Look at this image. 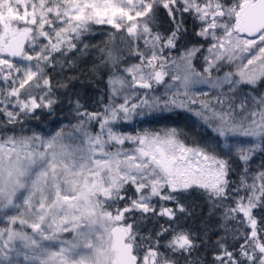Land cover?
<instances>
[{
	"label": "snow or ice",
	"instance_id": "6c2138e0",
	"mask_svg": "<svg viewBox=\"0 0 264 264\" xmlns=\"http://www.w3.org/2000/svg\"><path fill=\"white\" fill-rule=\"evenodd\" d=\"M160 9L172 25L167 34L159 31ZM185 14L201 25L196 36L212 42L206 50L193 44L166 56L187 32ZM98 25L114 29L99 48L100 66L111 70L103 111L90 112L77 100L75 135L61 129L0 139V264H181L180 257L196 264V236L177 223L189 209L175 195L193 186L207 193L212 210L222 209L225 236L215 260L264 264V219L253 215L264 208V164L256 172L249 167L264 153V0H0V79L8 85L0 88V114L8 124L51 107L46 70L71 64L72 53L85 55L84 40ZM119 33L138 63L122 66ZM205 51L197 71L193 61ZM225 64L234 70L213 77ZM169 76L167 90L176 91L150 95ZM197 85L217 95L193 92ZM34 90L43 92L39 102ZM133 98L139 103H130ZM177 110L192 113L212 133L202 146H188L175 127L134 135L112 127ZM92 122L99 125L95 133ZM66 136L78 141L71 150ZM233 158L242 164L238 181L229 179ZM154 199L176 207L161 203L157 211ZM229 199L234 206L225 204ZM136 214L142 221L166 217L168 226L141 235ZM229 235L243 241L238 248L229 250Z\"/></svg>",
	"mask_w": 264,
	"mask_h": 264
},
{
	"label": "trees",
	"instance_id": "16d2710c",
	"mask_svg": "<svg viewBox=\"0 0 264 264\" xmlns=\"http://www.w3.org/2000/svg\"><path fill=\"white\" fill-rule=\"evenodd\" d=\"M230 3L231 0H228ZM184 27L187 32L182 35L181 40L178 42L177 49L174 52L181 50L182 48L190 47L193 44H203L204 49L207 46V41L197 37L196 32L200 28V24L195 21L190 14L184 16ZM159 24V31L167 34L172 25L168 19L167 13L164 9H160L157 17ZM154 31L156 29H153ZM111 26L102 25L95 26L92 32L86 36L84 43L90 45L85 55L78 53H72L67 58L72 63L56 64L54 68H48L47 74L51 81V89L55 96V101L49 110L38 111V113L32 114L25 117L24 121H17L15 124H8L6 117L0 114V132H19L23 131V125L32 124L36 126H42L45 122L55 119L54 116L61 113L67 107V104L74 93H79L83 98L94 101L95 97L104 93L107 89V79L111 74V70L106 66L101 65V54L99 48L105 47V41L109 39V33L113 32ZM118 41V37H117ZM117 43V42H116ZM98 46V47H97ZM196 58V62L199 61V56ZM64 58L60 59L63 60ZM134 58L130 55L125 58L122 65L128 60ZM149 124L153 127L158 128L162 124H169L172 126H178L186 136H183L184 142L190 146L194 145L196 141L205 142L211 135V132L205 130V128L199 123L197 118L192 113L185 110H177L171 114L164 113L160 115L151 116L148 119ZM264 164V156L259 154L253 157L249 163V167L252 172L259 171L260 166ZM231 166L235 170L230 173V180L239 179V173L242 168V164L238 159L233 158L231 160ZM129 195H132V190H129ZM180 203L184 204L190 214H178L180 219L177 221L180 227L183 229L190 230L196 236V243L199 247L192 253V257L196 264H218L215 260V255L219 252V246L217 241L221 240V237L225 236L224 231L219 228L220 211L221 208L212 210V204L208 199L207 193L203 189H199L195 186L188 190L180 191L175 193ZM157 203V211L160 207V202ZM163 206L175 208V202L168 201L163 202ZM121 207L123 205H120ZM255 217L259 221L264 219V208H257ZM136 221L139 222V232L141 235H148L150 232L154 233L159 230L160 225L168 226L166 217L150 218L146 221H142L138 214L135 217ZM243 228V226L241 225ZM246 231L248 229H245ZM171 238V233L161 238V244ZM243 241L234 242L232 237L227 236V244L229 250L232 247H239V243ZM164 249L162 248L161 251ZM181 264H184V258L180 257Z\"/></svg>",
	"mask_w": 264,
	"mask_h": 264
},
{
	"label": "rangeland",
	"instance_id": "374dc122",
	"mask_svg": "<svg viewBox=\"0 0 264 264\" xmlns=\"http://www.w3.org/2000/svg\"><path fill=\"white\" fill-rule=\"evenodd\" d=\"M102 26V25H99ZM95 28V27H94ZM93 28V29H94ZM89 35V34H88ZM87 35V36H88ZM123 35V33H119L118 34V41L116 43V47L118 49H123L124 51H121V55H123L125 58H127L128 51L127 49L132 47L130 44H126V43H122L119 39V36ZM241 36H245V35H241ZM211 40L207 41V46L205 48V50L207 49L209 43H211ZM140 48L141 50H144V46L143 43L140 42ZM180 53V50L177 52H174V50L171 51V53L169 52H165V55H171L172 57H176L178 56ZM79 54V53H78ZM207 54L206 51L202 54H200V58L199 61L196 62V59L193 61L194 66L196 67L197 71H202L203 70V55ZM130 56V55H129ZM132 56V55H131ZM134 59L133 60H128L126 61V63H124V65H122L123 67H128L131 64H135L138 63V59L135 56H132ZM63 57H57V59H62ZM198 58V57H197ZM239 63V61H237V64ZM235 68V65H227L225 64L224 67L221 69V71L219 72H215L213 71L212 76L216 77V76H223L225 72L228 71H233ZM46 74H47V70H46ZM121 75H124L123 73H119ZM48 78L49 75L47 74ZM128 79H130V77H127ZM50 79V78H49ZM171 79L170 76L169 77H165V83L160 84V85H153V90L150 92V95H155V96H163L167 90V84L171 83ZM8 87V85L2 80L0 79V88H6ZM106 91L104 93H100L95 97V100H89V99H85L83 98V96H81L79 93H74L72 95V97L70 98L67 107L65 108L64 111H62L61 113L57 114L55 117V119H51L48 122H45L44 124H42V126H36V125H32V124H26V126L23 125V131H19V132H9V133H1L0 132V139H4L6 136H12V135H16V136H21V135H25V136H31L33 133H37V134H42L44 136H51L54 135L57 131H60L61 129H63V132L65 134L72 132L75 135L74 129L72 128L73 125L78 123V120L81 119L80 117H77L76 115V101L79 100L80 103L84 106V108H86L88 111L90 112H98V111H103V105L108 103V79H107V89H105ZM224 91H227V88L223 89ZM261 90L264 91V85H261ZM176 91V88H172L171 90H167V94L171 95L172 92ZM193 92H207L208 93V97L207 98H211L217 95V90L215 89H211L208 85H197L195 88L192 89ZM136 92L138 94L139 97H143L145 95V90L143 89H136ZM34 96L37 97V100L39 102V97L41 95H43V92L38 91V90H34L32 93ZM123 95V94H122ZM24 98V97H22ZM202 99L204 97H201ZM47 99H50L53 101H55V96L53 95V91L51 89V92L49 94V96L47 97ZM46 102V101H45ZM117 104L118 103H122L123 99L118 98L115 101ZM52 103V104H53ZM130 103H139L138 99L133 98ZM51 104V106H52ZM11 108V106H9ZM50 107H41L38 108L36 110H34V112L32 113H24L21 114L20 117H18L17 121H24L25 117H28L32 114L38 113V111H45V110H49ZM14 111H18V109H11ZM160 115V114H158ZM151 116H147L144 117L143 119H135L133 121L130 122H117L116 124L112 125V127L114 128L115 131L117 132H121V133H127V134H135L137 131H143L145 129L148 130H156V129H161V128H170V127H175V128H179L178 126H172L169 124H162L160 125L158 128L151 126L148 122V119ZM180 129V128H179ZM99 130V125L96 122H92L90 125V131H92L93 133H95L96 131ZM181 139L184 140L183 136L181 137ZM64 143L69 145V148L71 150V147L74 146L75 144L78 143L77 140H72L70 138H65ZM205 143V142H204ZM203 142H199L196 141V143L193 145L196 146L197 144L199 145H203ZM192 146V145H190ZM124 147L129 148L132 147V145H130L129 143L126 142V144L124 145ZM259 154H261L262 156H264V153L262 152H257L253 157L258 156ZM256 172V170H255ZM239 179L235 180L238 181ZM234 181V180H233ZM251 182V181H249ZM241 195H244V192L241 191L240 193ZM159 200L154 199L153 203H155L156 205L159 204L157 203ZM160 204L163 203L161 201H159ZM225 204H229L234 206V201L229 199L227 201H225ZM167 207V206H165ZM173 208V207H172ZM222 210L220 211L221 214ZM255 212L256 209H254L253 211V215L255 216ZM9 214H14V213H9ZM129 223H133V220H129ZM0 226H4L3 225V221L0 220ZM135 230V229H134ZM67 238H71V237H67ZM219 264V262H218Z\"/></svg>",
	"mask_w": 264,
	"mask_h": 264
},
{
	"label": "flooded vegetation",
	"instance_id": "af4514ba",
	"mask_svg": "<svg viewBox=\"0 0 264 264\" xmlns=\"http://www.w3.org/2000/svg\"><path fill=\"white\" fill-rule=\"evenodd\" d=\"M241 35H245V34H241Z\"/></svg>",
	"mask_w": 264,
	"mask_h": 264
}]
</instances>
